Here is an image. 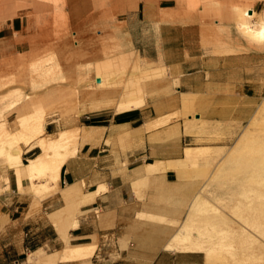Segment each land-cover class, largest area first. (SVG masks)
<instances>
[{"label":"crops","instance_id":"1","mask_svg":"<svg viewBox=\"0 0 264 264\" xmlns=\"http://www.w3.org/2000/svg\"><path fill=\"white\" fill-rule=\"evenodd\" d=\"M249 4L259 19L264 0H0V57L68 42L73 28L84 36L92 30L116 36L118 29L128 28L142 35L156 23L163 61L183 92L195 94L198 118L239 124L264 91V50L255 42H225L218 28L235 25L234 12ZM163 115L152 117L147 110L83 115L77 150L63 161L55 182L48 172L20 175L15 153L5 151L0 157V264L86 263L90 254L59 257L68 242L94 244L88 264L146 258L140 248L128 249V239L139 244L141 235L158 225L138 215H162L166 189L186 185L179 178L184 123L161 122ZM51 123L46 132H53ZM35 146L32 140L16 147L22 163L41 152ZM155 160L162 167L150 170L147 165ZM98 254L103 257L96 263Z\"/></svg>","mask_w":264,"mask_h":264},{"label":"rangeland","instance_id":"2","mask_svg":"<svg viewBox=\"0 0 264 264\" xmlns=\"http://www.w3.org/2000/svg\"><path fill=\"white\" fill-rule=\"evenodd\" d=\"M237 27L236 20L235 25L219 27L222 39L255 42L264 50V40L245 36ZM156 31V23L142 35L128 28V32L118 29L116 36L98 35L96 30L84 36L73 28L68 42H51L33 53L0 57V157L5 158V151H17L20 142L32 141L23 128L34 117H44V126L51 121L53 132L42 135L67 129L69 142L59 151H50L48 167L30 177L48 172L55 182L64 156L77 149V125L83 115L100 110H147L152 117L165 114L161 122L184 123L182 147L201 146L203 151L198 149L191 160L179 161V178L186 185L166 189L160 199L165 207L162 215H138L158 229L141 235L139 244L128 239V249L138 247L148 254L146 258L130 257L128 264H264V178L255 176L253 180L251 171L233 166V158L240 159L247 150L242 144L264 141V91L243 123L222 125L199 119L196 96L183 92L163 61ZM125 86V96H133L141 105L121 110ZM147 166L156 170L162 164L154 161ZM178 232L195 240L203 251L165 249V243L176 241L173 235ZM91 256L83 264H88ZM102 257L98 254L96 263Z\"/></svg>","mask_w":264,"mask_h":264},{"label":"bare ground","instance_id":"3","mask_svg":"<svg viewBox=\"0 0 264 264\" xmlns=\"http://www.w3.org/2000/svg\"><path fill=\"white\" fill-rule=\"evenodd\" d=\"M240 8L236 9L237 11H235V13L237 15H235V16H237V17L236 18L234 17V19L236 20L237 26L242 30L243 33L242 32L241 33L243 35L245 34V36H248V37L252 36L253 38H256V40H258V41L264 40V14H262V18L260 17L261 20H256V19H254V16L256 15V11L251 6L241 8V9ZM262 13H264V12H262ZM252 37H250V38H252ZM130 85H128V86H130ZM126 86L122 87L123 90L121 91L123 93L122 94V100H121L123 102V106H122L121 110L127 109V108H133V107H137V106L141 105V101L138 99H133L132 98L133 96L130 97V96H128L129 94L127 96H125L126 90H127ZM130 87H128V88H130ZM138 94L140 95V93H138ZM139 95H138V98H140ZM34 118H36V119H32V120H29L27 122V124L23 128V131H24V135L25 134L29 135V139H30V137H32V140L35 142V144H37V146H39L41 152L37 156H35L33 158H29L27 162L22 163L21 157L19 156L20 154H18L19 153L18 150L16 151V149H14V151H12L13 152V154H12L11 150L8 149V150H10V153L12 155H14V153H15V155H14L15 157L14 156H12V157L14 158L13 163H15L14 165L17 166L18 173L20 175L22 173H25L29 177L33 176L34 174H36L42 170H45L48 167L47 166L48 160L46 157L49 156L50 151H53V152L59 151L60 148L67 147L66 145H68V142H69V134H68L67 129L60 130L56 135L43 136L42 134H44V131H45V126H44L45 118L39 117V116L34 117ZM158 123H159L158 121L153 122V123L149 124L148 126L156 125ZM9 141H11V140L9 139ZM257 141L254 140V141H251L248 143L246 142L245 144H242V142H241L242 146L247 150L245 151V154L243 153L244 155H242L240 159H238V158L235 159V157L233 158V161L235 160L233 162V166H235V164H236V167L234 168L236 170L238 169L240 171H243V170L244 171L245 170L251 171L250 174L252 173L253 177L250 175L249 176L252 179L256 178L255 176H257V178L260 177V179L262 180V178H264V141H262V138H261L262 142L261 141L257 142ZM241 144H240V146H241ZM11 146H13V145H11ZM242 146H241V148H242ZM74 148L71 149L72 150L71 152H68L69 149L67 150L68 155H66L67 153L65 154L66 155V157L64 156L65 159H67L69 156L75 154L77 149L75 150ZM202 148L203 147H201V146H186V147H184L183 157H182V159H179V160L180 161L184 160V159L187 161L189 159L191 160L192 158H194L197 155V153H199L198 149L203 151ZM237 149H235L236 152L239 151V149L238 150ZM9 155H8V157H9ZM13 158L11 160H13ZM11 160H10V162H11ZM149 164H154V162H150ZM58 171H59V169H58ZM56 177H58V173H57ZM260 179H258V181H260ZM255 181H256V179H255ZM47 183H48V181H45L42 184H40V183L39 184L42 187L43 186L46 187ZM39 184H35V187L37 189H38V187H41ZM180 234H181L180 232L175 233L173 235V238L176 241L165 243L164 248L170 249V250L182 251V252H184V251H203L202 246L199 245L195 240L189 239V237H186V236H180ZM65 237H67V236H65ZM69 237H72V236H69ZM93 247H94L93 243L69 244V242H68L64 247L63 254L60 255L59 257L61 259H68L69 260V258L74 257L73 254H77L78 256H83V257L88 256L89 254L92 255L91 254L92 250H94ZM46 261L48 262L49 260L47 259ZM49 263H50V261L48 262V264Z\"/></svg>","mask_w":264,"mask_h":264}]
</instances>
